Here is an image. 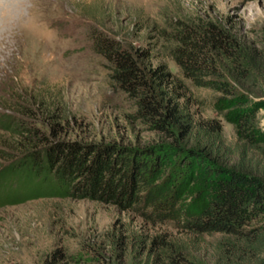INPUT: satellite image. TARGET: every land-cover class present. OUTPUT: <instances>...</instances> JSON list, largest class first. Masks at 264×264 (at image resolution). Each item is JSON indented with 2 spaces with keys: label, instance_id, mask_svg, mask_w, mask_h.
Listing matches in <instances>:
<instances>
[{
  "label": "rangeland",
  "instance_id": "obj_1",
  "mask_svg": "<svg viewBox=\"0 0 264 264\" xmlns=\"http://www.w3.org/2000/svg\"><path fill=\"white\" fill-rule=\"evenodd\" d=\"M6 7L0 19V169L21 155L27 142L2 126L5 117L26 121L49 139L137 146L167 140L137 116L133 99L110 78L108 60L92 49L93 28L136 51H149L142 58L145 66L166 65L173 74L168 87L181 86L179 101L194 121L206 125L216 118L229 138L232 124L215 110L228 101L217 99L219 91L193 85L170 54L173 25L216 22L237 38L241 55H257L255 64L239 65L245 77L238 87L259 101L264 128V0H18ZM8 181L2 189L14 199L17 179L10 188ZM161 232L175 228L91 198H3L0 264H45L57 247L79 256L71 264H145L141 244Z\"/></svg>",
  "mask_w": 264,
  "mask_h": 264
},
{
  "label": "trees",
  "instance_id": "obj_2",
  "mask_svg": "<svg viewBox=\"0 0 264 264\" xmlns=\"http://www.w3.org/2000/svg\"><path fill=\"white\" fill-rule=\"evenodd\" d=\"M186 25L168 32L175 42L170 54L193 85L219 91L217 99L228 101L215 110L231 122L229 138L216 118L206 125L194 121L179 101L181 86L168 87L173 74L166 65L145 66L142 58L149 51H136L93 28L92 49L108 60L110 78L133 99L137 116L167 140L137 146L49 139L26 121L5 117L2 126L27 142L22 154L0 169V201L86 197L152 224L171 222L174 233L147 235L141 244L145 264H264V128L259 101L238 87L245 77L239 65L255 64L257 55H241L237 38L212 20ZM7 179L8 187L17 179L14 199L2 189ZM213 234L220 236L205 238ZM78 259L57 247L45 264Z\"/></svg>",
  "mask_w": 264,
  "mask_h": 264
},
{
  "label": "clouds",
  "instance_id": "obj_3",
  "mask_svg": "<svg viewBox=\"0 0 264 264\" xmlns=\"http://www.w3.org/2000/svg\"><path fill=\"white\" fill-rule=\"evenodd\" d=\"M18 0H0V19L7 14V5L17 3Z\"/></svg>",
  "mask_w": 264,
  "mask_h": 264
}]
</instances>
